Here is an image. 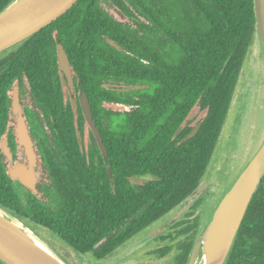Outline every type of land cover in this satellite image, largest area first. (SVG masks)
Here are the masks:
<instances>
[{
  "label": "trees",
  "instance_id": "trees-1",
  "mask_svg": "<svg viewBox=\"0 0 264 264\" xmlns=\"http://www.w3.org/2000/svg\"><path fill=\"white\" fill-rule=\"evenodd\" d=\"M11 1L0 0V11ZM102 2L130 21L113 18ZM106 36L121 48L109 45ZM57 43L94 107L112 175L82 110L81 126L71 124L67 111H55V146L44 143L43 152L59 149V155L72 157L63 172L49 168L59 192L56 210L38 206L31 191L15 189L1 161L0 205L56 232L79 255L99 259L111 225L140 227L167 215L205 179L256 44L253 0H77L0 52V109L15 82L37 93L38 75L45 81L57 71ZM102 97L120 102L121 110L103 107ZM194 111L199 117L192 124ZM145 175L150 178L132 181ZM192 203L191 209L198 207L199 196ZM226 264H264V176Z\"/></svg>",
  "mask_w": 264,
  "mask_h": 264
},
{
  "label": "water",
  "instance_id": "water-1",
  "mask_svg": "<svg viewBox=\"0 0 264 264\" xmlns=\"http://www.w3.org/2000/svg\"><path fill=\"white\" fill-rule=\"evenodd\" d=\"M77 0H12L0 11V52L20 43L65 13ZM256 43L264 57V0H253ZM105 41L119 49L121 46L106 36ZM58 65L73 88L69 58L61 43L57 45ZM81 104L98 147L112 175L107 150L100 130L93 120L87 96L82 93ZM12 111L16 117L15 131L19 142L26 147L27 163L10 165L9 176L37 193L36 182L39 172L35 169L36 154L28 134L19 102V86L14 83L11 90ZM3 152L11 162L6 141L1 144ZM264 176V135L250 158L227 187L215 205L207 221L200 228L190 250L186 264H226L249 203ZM207 188L206 181L186 198L172 219L184 213L190 203ZM27 221L0 205V260L5 264H68L54 248L38 236ZM80 264L95 263L80 259Z\"/></svg>",
  "mask_w": 264,
  "mask_h": 264
},
{
  "label": "flooded vegetation",
  "instance_id": "flooded-vegetation-1",
  "mask_svg": "<svg viewBox=\"0 0 264 264\" xmlns=\"http://www.w3.org/2000/svg\"><path fill=\"white\" fill-rule=\"evenodd\" d=\"M58 44L59 43H57V45ZM57 45V71L51 72L49 74V79L45 81L38 75L37 93L33 92V90L20 88L18 83L21 113L24 117V122L27 126L28 134L36 154L35 169L39 172L38 180L35 185L37 193L34 194L38 197V206H42L46 209L50 207L54 210H56V204L59 200V192L55 188L56 183H53L54 179L49 175V168L55 165L59 168L58 171L63 172L68 165L66 162H71L72 157L63 156L62 154L59 155V149L56 150L55 154L43 152L44 143L49 149V143L51 147L52 144L54 145L52 139L53 132L50 130V127H54L57 124V120L53 113L55 111H67L71 124L74 126H81L83 123L80 124L78 122L81 121L78 117V112L79 110L83 112L80 101L82 93H84L89 100L87 93L82 89L79 79L74 72L70 59L73 88L70 87L64 72L60 70L58 65ZM11 90L12 88L9 91L10 96L8 103L0 109V161L8 176L10 165L27 163L26 147L19 142L18 135L15 131L16 117L12 111ZM89 103L93 114L94 107L91 105L90 100ZM101 105L105 108L111 107L115 110H121L120 102H115L113 104L112 102H107L104 97L101 98ZM83 118L85 127H87L93 135L84 117V113ZM94 122L97 125L96 120H94ZM54 139L58 140L57 138ZM2 141H6L9 154L11 155V162L3 152L1 146ZM55 176H57V174H55ZM55 178L59 180V177ZM10 179L15 189H21V191L29 190L32 192L31 189L23 185L20 181H15L11 177ZM203 181L207 183V188L205 189L207 190L210 186L209 181L206 178ZM183 204L167 215L154 218L140 227H134L132 225L123 226L119 223L114 226L111 225L100 241V258L97 259L93 256L94 259L89 262L95 263L99 260L106 264H186L190 250L200 230V216L198 215V207L191 209L193 204L191 202L184 213L172 219L173 214L181 208ZM117 221H119V218H117ZM38 226L44 227L40 224H38ZM123 228L126 229L124 233H122ZM134 228H137V230L132 233L131 230ZM49 231L60 238L56 232Z\"/></svg>",
  "mask_w": 264,
  "mask_h": 264
},
{
  "label": "rangeland",
  "instance_id": "rangeland-1",
  "mask_svg": "<svg viewBox=\"0 0 264 264\" xmlns=\"http://www.w3.org/2000/svg\"><path fill=\"white\" fill-rule=\"evenodd\" d=\"M101 6L113 18L123 22L130 21L129 17L112 3L102 2ZM198 117L194 111L189 116V120L195 124ZM263 135L264 57L256 43L240 75L231 109L206 171L205 178L209 181L210 186L199 195L200 228L209 218L224 191L257 148ZM148 178L150 175L133 177L132 181L138 183ZM29 226L54 248L68 264H80V259H87L88 261L94 259L90 253L83 256L79 255L74 248L53 235L45 227L32 224Z\"/></svg>",
  "mask_w": 264,
  "mask_h": 264
},
{
  "label": "bare ground",
  "instance_id": "bare-ground-1",
  "mask_svg": "<svg viewBox=\"0 0 264 264\" xmlns=\"http://www.w3.org/2000/svg\"><path fill=\"white\" fill-rule=\"evenodd\" d=\"M37 229V228H36ZM44 233V232H43ZM45 237V236H44ZM52 238H54V237H52ZM48 239V238H47ZM58 240V239H57ZM57 244V243H56ZM70 252V251H69Z\"/></svg>",
  "mask_w": 264,
  "mask_h": 264
}]
</instances>
